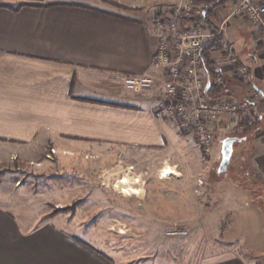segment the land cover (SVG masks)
I'll use <instances>...</instances> for the list:
<instances>
[{
	"label": "crops",
	"instance_id": "crops-1",
	"mask_svg": "<svg viewBox=\"0 0 264 264\" xmlns=\"http://www.w3.org/2000/svg\"><path fill=\"white\" fill-rule=\"evenodd\" d=\"M178 2L0 0V145L7 154L34 158L51 144L63 161L72 159L62 155L70 151L81 162L87 151L127 157L169 146L176 126L155 117V92L130 89L122 76L152 70L159 43L154 17ZM234 3L214 6L204 21L220 34L210 44L222 39L221 48L203 49L207 91L243 100L255 88L260 95L251 106L262 125L245 136L239 130L244 142L232 173L244 180L217 170L225 179L211 187L214 220H201L214 224L215 244L198 264H264V38L248 20L229 18ZM236 65L249 69L248 82ZM34 221L0 196V264H163L116 260L76 218Z\"/></svg>",
	"mask_w": 264,
	"mask_h": 264
},
{
	"label": "rangeland",
	"instance_id": "rangeland-1",
	"mask_svg": "<svg viewBox=\"0 0 264 264\" xmlns=\"http://www.w3.org/2000/svg\"><path fill=\"white\" fill-rule=\"evenodd\" d=\"M175 131L176 138L162 149L127 157L116 150L107 157L87 151L81 162L70 151L62 154L69 161L58 151L47 157L51 144L34 158L11 156L0 145V196L35 224L57 215L76 218L94 234V243L118 261L198 264L215 244L214 224L202 225L201 220H214L211 187L225 179L217 173L223 142L241 132H217L213 153L207 156L190 132ZM243 142L234 144L226 173L230 178ZM169 168L175 173L165 177ZM133 188L139 193L128 194Z\"/></svg>",
	"mask_w": 264,
	"mask_h": 264
},
{
	"label": "built area",
	"instance_id": "built-area-1",
	"mask_svg": "<svg viewBox=\"0 0 264 264\" xmlns=\"http://www.w3.org/2000/svg\"><path fill=\"white\" fill-rule=\"evenodd\" d=\"M204 16L205 5L188 0H180L157 13L153 23L159 43L153 55L152 70L123 75L122 81L130 89L154 91L155 117L190 132L203 153L211 156L219 130H238L240 121L247 119L252 124L251 103L260 94L253 88L243 100L226 95L209 96L202 53L208 41L219 32L206 30ZM230 17L248 20L264 38V0H235ZM225 52L236 64L233 49L227 46ZM236 72L243 82L251 79L246 66L236 65ZM56 153L52 148L47 157Z\"/></svg>",
	"mask_w": 264,
	"mask_h": 264
},
{
	"label": "trees",
	"instance_id": "trees-1",
	"mask_svg": "<svg viewBox=\"0 0 264 264\" xmlns=\"http://www.w3.org/2000/svg\"><path fill=\"white\" fill-rule=\"evenodd\" d=\"M228 0H198V1H192L194 3H198V4H204L205 5V16H204V21L206 22H209V16H210V13H211V10L213 9L214 6L220 4V3H225L227 2ZM23 5V4H22ZM21 5V6H22ZM31 5V4H30ZM33 5V4H32ZM20 7V6H19ZM17 7V8H19ZM15 8V9H17ZM212 33H217V31L215 30H211ZM220 36V34H219ZM215 40V37H213L212 39H210L208 41V43L206 44L205 47H208V48H214V47H217V48H221L222 47V44L221 43V38L218 40V43L215 41V44H210L212 43L213 41ZM204 47V48H205ZM202 56H203V53H202ZM203 59L205 60L206 62V65H207V68H211L209 66V58H207L206 56L203 57ZM213 86V84H212ZM96 102H101V103H106V102H102V101H97ZM108 103V102H107ZM252 124L249 123V119L247 120H242L240 121V123L238 124V132L239 130H242L244 132V136L249 134V133H252V132H259L261 131V125H262V120L261 118L253 111L252 109ZM240 135L237 134L236 137H239Z\"/></svg>",
	"mask_w": 264,
	"mask_h": 264
},
{
	"label": "water",
	"instance_id": "water-1",
	"mask_svg": "<svg viewBox=\"0 0 264 264\" xmlns=\"http://www.w3.org/2000/svg\"><path fill=\"white\" fill-rule=\"evenodd\" d=\"M210 81L207 83L206 89L208 90L210 88ZM243 138L236 137V136H230L226 138L223 142V149H222V161L219 167V172H225L227 171L228 165L230 164L233 151H234V144L238 141H242Z\"/></svg>",
	"mask_w": 264,
	"mask_h": 264
},
{
	"label": "bare ground",
	"instance_id": "bare-ground-1",
	"mask_svg": "<svg viewBox=\"0 0 264 264\" xmlns=\"http://www.w3.org/2000/svg\"><path fill=\"white\" fill-rule=\"evenodd\" d=\"M174 173H175L174 170H172V169L169 168V169H167V170L165 171L164 176H165V177H170V176H172ZM122 182L126 183V182H127V179L122 180ZM138 193H139L138 190L133 188V189L131 190V193H128V194H138Z\"/></svg>",
	"mask_w": 264,
	"mask_h": 264
}]
</instances>
